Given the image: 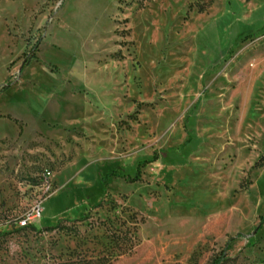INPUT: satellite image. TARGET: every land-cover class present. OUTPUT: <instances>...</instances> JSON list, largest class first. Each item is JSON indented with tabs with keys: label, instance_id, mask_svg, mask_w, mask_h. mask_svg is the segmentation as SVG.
<instances>
[{
	"label": "rangeland",
	"instance_id": "374dc122",
	"mask_svg": "<svg viewBox=\"0 0 264 264\" xmlns=\"http://www.w3.org/2000/svg\"><path fill=\"white\" fill-rule=\"evenodd\" d=\"M262 8L0 0V264H264Z\"/></svg>",
	"mask_w": 264,
	"mask_h": 264
},
{
	"label": "trees",
	"instance_id": "16d2710c",
	"mask_svg": "<svg viewBox=\"0 0 264 264\" xmlns=\"http://www.w3.org/2000/svg\"><path fill=\"white\" fill-rule=\"evenodd\" d=\"M234 7H236L235 5H233ZM232 5L230 7H233ZM256 16H258V21L254 24V25H249V24H242V30L240 33V35L237 34V37L234 36V40L238 41V36H242V38H240V40L234 44V46L229 50L228 54L230 58V56L233 54V52L236 50V48L243 42L250 40L252 38H254L256 35L260 34L261 32H264V9H260L257 11ZM236 35V34H235ZM227 60V58H226ZM29 61H27L24 65L23 68L28 64ZM200 103H201V98L198 99V101L196 102V104L194 105L193 109L190 110L189 112H187L186 114V119L188 117H193L195 116L198 108L200 107ZM165 151L164 150H159V151H155L150 157L148 158H141L139 159L129 170V172H125L122 175H120L118 173L117 168H111L104 176H101L98 179V184L101 185V192L103 194L106 193V188H107V184L110 181V179L112 178H123L125 179L127 182L129 183H136V182H141L142 181V171L143 169L148 166L149 164L155 163L157 161H159L160 159H162L163 155L165 156ZM49 172L46 173L45 179L47 180L48 176H49ZM99 190H97L98 192ZM96 192V193H97ZM94 195L96 194H90L88 196V200L92 199L94 200ZM261 222L264 223V216L261 217ZM48 229H51V227H47Z\"/></svg>",
	"mask_w": 264,
	"mask_h": 264
},
{
	"label": "built area",
	"instance_id": "2783aa9c",
	"mask_svg": "<svg viewBox=\"0 0 264 264\" xmlns=\"http://www.w3.org/2000/svg\"><path fill=\"white\" fill-rule=\"evenodd\" d=\"M44 213V203L39 202L35 205V207L32 209V212L30 215L21 223V226H29L31 224H34V222L40 220Z\"/></svg>",
	"mask_w": 264,
	"mask_h": 264
}]
</instances>
